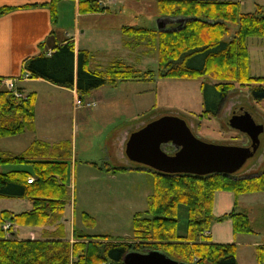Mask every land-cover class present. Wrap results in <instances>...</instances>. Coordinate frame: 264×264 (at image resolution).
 Segmentation results:
<instances>
[{
  "label": "trees",
  "instance_id": "trees-1",
  "mask_svg": "<svg viewBox=\"0 0 264 264\" xmlns=\"http://www.w3.org/2000/svg\"><path fill=\"white\" fill-rule=\"evenodd\" d=\"M50 0L52 21H56V3ZM81 13L104 12L102 0H77ZM10 7H0V15ZM159 17L176 19L174 30L122 26L123 36L132 38L135 45L143 44L158 55L157 72L141 71L124 61L116 60L101 70L89 69V54L74 50L71 39L58 44L49 55L28 58L23 73L29 79H41L62 88H75L83 96L107 84L130 80H152L155 76L167 79H192L207 76L213 83L210 91L203 89V114L217 116L227 93L234 83L250 88L252 98H264V77L249 74L247 39L264 40V6L256 5L253 12H240L235 1L157 0ZM178 20V21H177ZM229 24L236 25L230 40H224ZM126 44V43H125ZM130 44V42H127ZM130 47V46H129ZM21 79V78H20ZM0 79V138L34 131V92L17 98L5 89ZM71 158L70 146L53 145L40 139L32 140L20 154L0 153V167L30 164L31 171H0V198H28L32 209L12 214L0 212V264H123L127 252L157 250L173 260L187 264H237L235 244L212 243L207 231L213 222L229 219L235 234L252 233L248 215L232 210L214 217L213 197L217 191L234 195L264 192V168L256 175L245 177L211 174L165 175L153 171L155 183L147 197V208L132 218V236L111 239L89 236L73 229V242L65 240L61 224L67 204V167ZM34 178L32 184L26 180ZM186 208V230L179 234V208ZM87 218L88 216L84 214ZM90 219V218H89ZM91 220V219H90ZM10 222L6 235L3 225ZM49 227L42 239L21 240L13 236V226ZM256 263L264 264V246L257 248Z\"/></svg>",
  "mask_w": 264,
  "mask_h": 264
},
{
  "label": "rangeland",
  "instance_id": "rangeland-1",
  "mask_svg": "<svg viewBox=\"0 0 264 264\" xmlns=\"http://www.w3.org/2000/svg\"><path fill=\"white\" fill-rule=\"evenodd\" d=\"M111 15L107 25H139L156 28L157 0H102ZM228 1V0H212ZM239 2L240 12L255 10L256 5L264 6V0H230ZM58 14L57 28L72 23L73 2L66 0L56 6ZM104 23V22H101ZM96 24H100L97 22ZM174 30V29H173ZM236 25L229 24V32L224 40L234 35ZM60 33V30L58 29ZM125 37V36H124ZM130 48H122L119 55H106L104 52H91L89 62L95 70L104 69L120 58L141 71L157 72L158 55L155 48L150 50L143 44L135 45L132 38L125 37ZM260 38L247 39L249 50V74L264 77V46L258 45ZM101 51V50H100ZM129 53H128V52ZM127 52V53H125ZM125 53V56H124ZM124 56V57H123ZM115 59L109 63V60ZM120 60V61H122ZM126 63V62H125ZM99 65V66H96ZM97 68V69H96ZM213 80L207 76L192 79H167L155 76L146 83L133 85H108L99 88L101 97L106 101H97L89 95L83 96L81 106L71 94L60 98L61 104L55 106L50 97L60 93L45 83L35 80H23L15 83L28 93L37 92V115L39 130L36 133L25 132L22 135L0 138V147L13 154H20L29 143L38 138L50 146L65 144L70 146L71 158L67 167V187L69 205L64 217L67 231L74 225L76 229L89 236H107L111 239H127L132 236V218L147 208V197L152 193L155 175L143 166L130 162L122 151L119 138L132 131L139 119H157L164 115H176L183 118L192 133L199 138L214 143L249 146L247 136L231 129L227 125L235 107L245 106L257 115L263 124L259 148L255 155L247 159L242 168L232 176L245 177L256 175L264 168V98L257 102L250 95V88L234 83V87L223 100L218 115L200 118L203 114V89L210 91ZM213 83V82H212ZM120 84V83H118ZM34 90H28L30 88ZM138 91H145L140 96ZM91 97V96H90ZM88 102L90 106L85 104ZM134 131V130H133ZM121 135V137H120ZM112 143L111 159L108 157ZM118 146V147H117ZM166 151H171L169 147ZM115 157H113V153ZM115 168L114 174L106 167ZM17 166V165H16ZM14 168V166H13ZM109 170V169H108ZM252 233L237 234L235 243L238 249L239 264H246L251 258L256 261L257 248L264 245V193L248 197L245 203ZM85 215L88 217L86 218ZM91 220H90V219ZM186 208H179V234L186 230ZM252 243H256L254 247Z\"/></svg>",
  "mask_w": 264,
  "mask_h": 264
},
{
  "label": "crops",
  "instance_id": "crops-1",
  "mask_svg": "<svg viewBox=\"0 0 264 264\" xmlns=\"http://www.w3.org/2000/svg\"><path fill=\"white\" fill-rule=\"evenodd\" d=\"M66 0H61L56 3H64ZM73 2L72 10V23L70 26H62L57 28L58 24V14L56 13V21L53 22L51 18L50 11V0H0V7H10L11 9L6 13L0 15V79H15L21 77L23 74V64L24 62L31 57L40 55V54H50L53 52L54 48L62 43L65 39H71L73 42L74 50H85L89 55L95 50V52H104L106 55H119V51L122 48H130V44H127L126 38L123 36L121 29L124 25H107L106 19L110 16L112 19L111 12L107 9L104 12L97 13H81L78 10L77 0H69ZM156 28L161 31H168L175 29L176 19H170L167 17H159L156 14ZM178 21V20H177ZM99 22L100 24H96ZM104 22V23H101ZM129 26V25H128ZM139 26V25H131ZM143 27V26H139ZM147 28V27H145ZM153 28V27H152ZM151 28V29H152ZM60 30V33L58 32ZM126 43V44H125ZM258 45L264 46V40H260ZM248 49V46H247ZM101 50V51H100ZM128 52V51H127ZM125 52V53H127ZM124 53V56H125ZM129 53V52H128ZM249 53V50H248ZM123 56V57H124ZM250 57V56H249ZM115 59L109 60V63ZM116 60H122L116 58ZM124 61V60H122ZM127 64L129 62L124 61ZM130 65V64H129ZM99 66V65H96ZM89 69L91 68L89 62ZM97 69V68H96ZM141 70V69H139ZM29 79V78H28ZM26 79V80H28ZM165 79V78H164ZM21 79H18V83ZM24 80V79H23ZM38 81L39 83H45L50 89H55L60 93L58 96L56 93H52L50 99L55 103V106H59L61 101L65 96L71 94L72 98L77 96L75 88L67 89L62 87H57L41 79H30ZM150 80H130L118 82L115 84H107L109 87H117L118 85L130 86L132 83L143 82ZM106 86V85H104ZM102 86V87H104ZM17 88L23 89L25 93L27 91L18 86ZM30 88V87H29ZM101 88V87H100ZM28 90H34L32 88ZM99 88L92 90L89 95V101H92V97L96 98L97 101H106V98L101 97ZM145 91H138L137 94L140 96L143 95ZM37 94V92H34ZM91 96V97H90ZM60 98L62 99L60 101ZM85 98V97H84ZM83 98V99H84ZM153 119H139L138 125L133 129L134 131L141 128L146 123L152 121ZM34 131L36 133L39 130L38 126V115H37V100L35 101V116H34ZM123 132L121 135L125 134V139L122 141L119 138V144L124 153L125 143L130 135L133 132ZM120 135V137H121ZM38 139V138H36ZM35 140V139H34ZM110 153L108 157L111 159V149L112 143L108 144ZM118 147V146H117ZM26 149V148H25ZM24 149V150H25ZM22 150L21 153L24 151ZM115 151V149H113ZM7 152L13 154L12 151H6L0 147V153ZM113 153V152H112ZM115 157V153H113ZM126 157V156H125ZM133 163V162H132ZM137 166L139 164L134 163ZM14 166V168H13ZM144 167V166H143ZM147 168V167H145ZM109 169V170H108ZM150 169V168H149ZM31 171L30 164H18L16 165H2L0 171L3 173L10 171ZM106 171H113L111 174H114L115 168L112 170V167H106ZM264 193L256 192L250 194H239L234 195L229 191H217L213 197L212 213L214 217H220L224 214H228L232 210L235 212H245V203L248 202V197ZM69 205V202L64 207L63 216L61 219V224L64 225L65 231V240L73 242V229L74 225L71 228L69 233L66 228V223L68 220L64 217L65 208ZM32 209V202L28 198H0V212L7 211L12 214H19L23 212H28ZM247 214V213H246ZM248 215V214H247ZM54 226L49 227H28V226H13V236L16 239L21 240H35L42 239V233L45 231H53ZM212 243L217 244H235L236 249H238L240 243H235V237L237 234L233 232L232 223L229 219H226L222 222H213L207 231ZM256 243H252L251 246L254 247ZM264 246V245H260ZM259 247V246H258ZM238 251L236 250V260L239 264ZM246 264H257L255 259L251 258Z\"/></svg>",
  "mask_w": 264,
  "mask_h": 264
},
{
  "label": "water",
  "instance_id": "water-1",
  "mask_svg": "<svg viewBox=\"0 0 264 264\" xmlns=\"http://www.w3.org/2000/svg\"><path fill=\"white\" fill-rule=\"evenodd\" d=\"M227 125L248 137L249 146L205 141L194 135L180 116L164 115L130 133L124 147L126 158L160 174L231 176L253 157L263 132L261 119L245 106L235 107ZM175 149L169 154L164 148ZM123 264H187L157 250L127 252Z\"/></svg>",
  "mask_w": 264,
  "mask_h": 264
},
{
  "label": "built area",
  "instance_id": "built-area-1",
  "mask_svg": "<svg viewBox=\"0 0 264 264\" xmlns=\"http://www.w3.org/2000/svg\"><path fill=\"white\" fill-rule=\"evenodd\" d=\"M28 77H29V75H28V73L27 72H25V73H23L22 75H21V78H23V79H28ZM18 79H5L4 81H3V85H4V87H5V89L6 90H8V91H11L12 93H13V95L15 96V97H17V98H22V97H24V95H23V93H21V92H17V90H16V87H15V83H16V81H17ZM81 98L79 97V96H77V99H76V101H75V104L77 105V106H81L82 104H81ZM86 106H90V104H88V102L85 104ZM33 181H34V178L33 177H30V178H28L27 180H26V183L27 184H32L33 183ZM11 226V224L9 223V222H6L4 225H3V230L7 233L8 232V228Z\"/></svg>",
  "mask_w": 264,
  "mask_h": 264
},
{
  "label": "flooded vegetation",
  "instance_id": "flooded-vegetation-1",
  "mask_svg": "<svg viewBox=\"0 0 264 264\" xmlns=\"http://www.w3.org/2000/svg\"><path fill=\"white\" fill-rule=\"evenodd\" d=\"M167 147H169L171 149L170 152L167 151L169 154H173L175 152V149L172 146H170V145H167L164 149L166 150Z\"/></svg>",
  "mask_w": 264,
  "mask_h": 264
}]
</instances>
